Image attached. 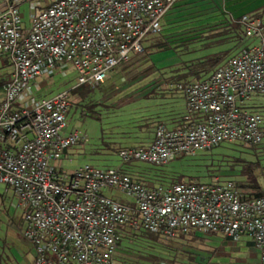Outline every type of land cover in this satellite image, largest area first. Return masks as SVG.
I'll return each mask as SVG.
<instances>
[{
    "label": "built area",
    "instance_id": "2783aa9c",
    "mask_svg": "<svg viewBox=\"0 0 264 264\" xmlns=\"http://www.w3.org/2000/svg\"><path fill=\"white\" fill-rule=\"evenodd\" d=\"M0 1V56L12 67L0 103V183L13 187L26 207L36 264H111L122 229L140 228L162 238L194 230L248 237L264 264V191L245 196L220 176L152 185L120 167L86 164L59 172L54 161L86 140L67 120L70 91L21 111L15 105L39 78L69 63L76 84L101 88L122 61L145 51L148 36L164 31V18L180 0H53L36 11L28 29L19 11L25 0ZM241 22L254 43L208 76L181 85L189 111L202 120L181 129L159 126L151 142L126 151L125 162L160 165L222 143L264 141V23L248 13ZM113 189L131 202L108 195Z\"/></svg>",
    "mask_w": 264,
    "mask_h": 264
},
{
    "label": "rangeland",
    "instance_id": "374dc122",
    "mask_svg": "<svg viewBox=\"0 0 264 264\" xmlns=\"http://www.w3.org/2000/svg\"><path fill=\"white\" fill-rule=\"evenodd\" d=\"M207 4L211 5V9L216 8V10L217 8L225 10L229 5L243 6L247 9L246 13L264 23V0H183L174 10L172 9L173 11L171 10L172 12L170 11L171 13L169 12L170 14L168 13L166 23V17L164 18V31L144 42L146 50L139 53V56L143 55V57L139 60L134 72L138 73V67H151L152 72L139 71L141 72L138 75L141 78V86L146 83V80L154 79H157L153 81L154 86H181L185 83L170 80L173 78L170 70L165 73L167 77L161 80L159 75L163 73L161 69L158 72L157 67H166L168 63L174 62V57L181 56L177 48L187 40L191 24L200 20L202 9ZM47 5L48 0L22 2L19 11L23 28H30L33 15ZM214 9L210 12L217 13L218 11ZM166 41L171 44L175 52L174 57H171L173 53L171 50L156 52L159 49L158 46ZM153 43L155 46L149 47ZM151 53H154L156 63H152ZM135 55L133 54L119 65L128 64L127 62L131 59H135ZM177 63L175 66H178ZM168 68L170 67L163 68V70ZM45 78L47 81L44 85L38 87L35 92L25 94L16 101L15 105L21 111L28 107V104L33 106L38 96L48 97L65 90L70 91L73 106L67 115V120L72 128L86 135V140L71 145L65 159H61L64 170L68 173L78 166L89 164L102 170L120 167L123 171L141 179L145 184L152 185H170L181 181L206 183L220 176L222 180H233L247 191L253 189L252 186L255 183L261 187L264 186V141L251 145L236 142L222 143L160 165L138 159L125 162L126 151L139 142L135 140L134 133L139 131L140 126L134 125L131 121L134 113L133 107L109 106L108 102L102 105L100 101L103 94L102 88L76 84V75L70 63L46 73ZM1 93L3 92L0 89V95ZM183 96L185 97L184 93ZM147 111L150 114V111ZM243 160L252 164V174L241 173L246 164ZM111 192L114 199L123 198L126 203L131 202L128 194L115 189ZM25 214L26 207L20 205L14 188L0 183V264H36L32 253L33 243L26 236L28 223ZM122 230L119 249L111 264L192 263L189 245L183 241L180 242V236L162 238L144 228Z\"/></svg>",
    "mask_w": 264,
    "mask_h": 264
},
{
    "label": "crops",
    "instance_id": "0c3cea01",
    "mask_svg": "<svg viewBox=\"0 0 264 264\" xmlns=\"http://www.w3.org/2000/svg\"><path fill=\"white\" fill-rule=\"evenodd\" d=\"M182 1L180 0L177 5ZM49 3L51 1L48 0ZM213 9H211L210 4L205 5L202 9L203 13L200 14V20L191 24L189 37L177 48L181 54L180 57H174L175 52H173L168 41L158 46L159 49L156 52L171 50L173 52L171 57L175 58L174 62L168 63L166 66L170 68L163 70L166 67H157V71L159 72L161 69V73H163V75H159L161 80L163 77H167L165 73L170 70L169 72L173 75L170 80L174 79L185 83L196 82L223 66L228 59L254 43L252 39L246 36L245 27L241 22V16L247 12L246 8L229 5L225 10L218 8L216 10L215 8L217 13L210 12ZM169 14L165 18V23ZM153 36L155 35L148 36L144 42L147 39H153ZM155 43L149 47L155 46ZM154 53L149 55L153 60L152 63H156L154 62ZM134 54H136L135 61L131 59L127 62L128 64L117 66L102 83L103 94L100 101L102 105L108 102L109 106L133 107L134 113L131 116V121L134 125L140 126L139 131L134 133L135 140L139 141L135 146L151 142L159 126L181 129L188 127L193 122L202 120L201 114H193L189 111L181 86H154L153 81L157 79L146 80V83L141 86V78L138 76L141 72L139 73V71L145 70L148 71L146 73H150L152 69L151 67H138L139 71L135 74L134 71L143 55ZM176 62H178V66H175ZM11 71L12 67L9 60L0 56V89L3 92L0 95V103L4 99L11 82ZM46 81L45 75L39 78L32 92L44 85ZM43 97L45 96L36 97L35 102ZM28 105L30 106V104ZM146 109L150 111V114ZM68 149L61 159H65ZM61 159L54 161V165L59 172L68 173L64 170ZM239 188L245 196H253L256 192L255 189L247 191L241 186ZM262 190L264 191V186ZM107 193L111 197L113 196L111 190ZM117 200L125 202L123 198H117ZM179 241L189 245L191 264H262L256 243L248 237L234 239L222 233L194 230L180 237ZM35 252L33 245L32 253L36 259Z\"/></svg>",
    "mask_w": 264,
    "mask_h": 264
},
{
    "label": "trees",
    "instance_id": "16d2710c",
    "mask_svg": "<svg viewBox=\"0 0 264 264\" xmlns=\"http://www.w3.org/2000/svg\"><path fill=\"white\" fill-rule=\"evenodd\" d=\"M177 5V4H176ZM175 5V6H176ZM243 162H245L246 163V161L245 160H243ZM252 164L251 163H246L245 164V167L243 168V170H242V174H252V172H253V169H252ZM253 189H255L256 190V192L254 193V195L253 196H260L261 194H262V188L263 187H261L258 183H255L253 186ZM251 197H252V195H251ZM184 236V234H182L180 237H183Z\"/></svg>",
    "mask_w": 264,
    "mask_h": 264
}]
</instances>
